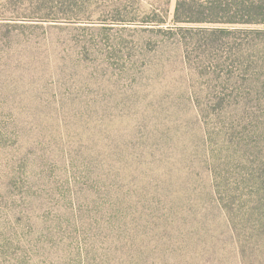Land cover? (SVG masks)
Wrapping results in <instances>:
<instances>
[{"label":"rangeland","instance_id":"obj_1","mask_svg":"<svg viewBox=\"0 0 264 264\" xmlns=\"http://www.w3.org/2000/svg\"><path fill=\"white\" fill-rule=\"evenodd\" d=\"M176 1L0 0V264H264V25Z\"/></svg>","mask_w":264,"mask_h":264},{"label":"trees","instance_id":"obj_2","mask_svg":"<svg viewBox=\"0 0 264 264\" xmlns=\"http://www.w3.org/2000/svg\"><path fill=\"white\" fill-rule=\"evenodd\" d=\"M173 20L206 26L264 25V0H177Z\"/></svg>","mask_w":264,"mask_h":264}]
</instances>
